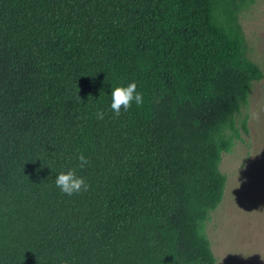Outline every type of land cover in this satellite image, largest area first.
<instances>
[{"label":"trees","instance_id":"16d2710c","mask_svg":"<svg viewBox=\"0 0 264 264\" xmlns=\"http://www.w3.org/2000/svg\"><path fill=\"white\" fill-rule=\"evenodd\" d=\"M256 1L0 0V264H216L222 156L264 78ZM132 81L144 104L115 117ZM70 169L86 192L56 186Z\"/></svg>","mask_w":264,"mask_h":264},{"label":"rangeland","instance_id":"374dc122","mask_svg":"<svg viewBox=\"0 0 264 264\" xmlns=\"http://www.w3.org/2000/svg\"><path fill=\"white\" fill-rule=\"evenodd\" d=\"M241 22L249 55L264 70V0L244 11ZM249 112V135L223 153L225 194L207 223L216 264H264V78L253 85Z\"/></svg>","mask_w":264,"mask_h":264},{"label":"clouds","instance_id":"9594fccd","mask_svg":"<svg viewBox=\"0 0 264 264\" xmlns=\"http://www.w3.org/2000/svg\"><path fill=\"white\" fill-rule=\"evenodd\" d=\"M138 85L135 81L129 82L126 85H121L113 88L111 93V105L110 108L115 117L121 115L122 110L127 112L135 104L137 107H142L144 104V95L141 91H138ZM105 113L103 110L96 113L98 120H103ZM78 168L82 169L86 165L90 164L89 158L83 153H80L77 157ZM56 186L62 193L72 196L81 192H86L89 188V184L86 183L82 176L77 175L75 169H70L66 172H61L55 179ZM259 253V252H257ZM247 258L249 255H244ZM260 257L264 260V254L260 253Z\"/></svg>","mask_w":264,"mask_h":264}]
</instances>
